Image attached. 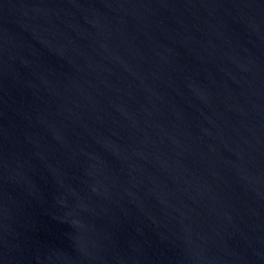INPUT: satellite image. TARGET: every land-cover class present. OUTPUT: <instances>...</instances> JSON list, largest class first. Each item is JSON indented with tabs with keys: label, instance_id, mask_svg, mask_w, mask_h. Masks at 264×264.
I'll return each instance as SVG.
<instances>
[{
	"label": "water",
	"instance_id": "95a60500",
	"mask_svg": "<svg viewBox=\"0 0 264 264\" xmlns=\"http://www.w3.org/2000/svg\"><path fill=\"white\" fill-rule=\"evenodd\" d=\"M0 264H264V0H0Z\"/></svg>",
	"mask_w": 264,
	"mask_h": 264
}]
</instances>
